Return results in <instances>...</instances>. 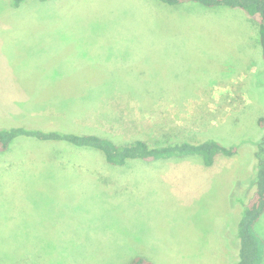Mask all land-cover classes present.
Instances as JSON below:
<instances>
[{
  "label": "rangeland",
  "instance_id": "rangeland-1",
  "mask_svg": "<svg viewBox=\"0 0 264 264\" xmlns=\"http://www.w3.org/2000/svg\"><path fill=\"white\" fill-rule=\"evenodd\" d=\"M0 0V129L235 148L110 167L17 137L0 153V264H236L264 138V61L243 12L157 0ZM264 239V214L255 225ZM261 264H264V258Z\"/></svg>",
  "mask_w": 264,
  "mask_h": 264
},
{
  "label": "trees",
  "instance_id": "trees-1",
  "mask_svg": "<svg viewBox=\"0 0 264 264\" xmlns=\"http://www.w3.org/2000/svg\"><path fill=\"white\" fill-rule=\"evenodd\" d=\"M25 0H13L18 7ZM51 1V0H38ZM168 6L183 2H194L204 7H224L243 12L258 28L257 45L264 61V0H157ZM17 137H32L40 141L65 142L76 148L93 150L102 154L106 165L124 167L129 162H156L161 160L184 159L196 156L203 165L211 166L217 155L232 157L236 149L226 148L214 140L191 143L186 140L149 145L142 139H133L122 143H114L110 138L96 135H77L57 131L31 130L21 127L0 129V153L8 150ZM256 163L254 175V191L242 207L237 224L238 259L236 264H261L264 258V239L258 235L255 225L264 214V138L256 143L254 152ZM24 249L8 248L7 253H0L5 259L16 260L21 257ZM27 249V250H26ZM26 252L35 256V251L26 248ZM21 259V258H20ZM22 260V259H21ZM130 264H151L147 259L137 257Z\"/></svg>",
  "mask_w": 264,
  "mask_h": 264
},
{
  "label": "crops",
  "instance_id": "crops-1",
  "mask_svg": "<svg viewBox=\"0 0 264 264\" xmlns=\"http://www.w3.org/2000/svg\"><path fill=\"white\" fill-rule=\"evenodd\" d=\"M77 1H80V2H86L87 0H77ZM260 51V50H259Z\"/></svg>",
  "mask_w": 264,
  "mask_h": 264
}]
</instances>
